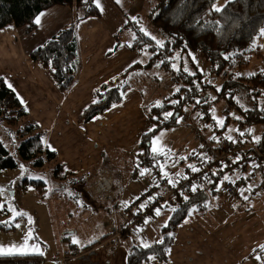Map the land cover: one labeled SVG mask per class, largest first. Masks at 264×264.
I'll list each match as a JSON object with an SVG mask.
<instances>
[{"label":"crops","instance_id":"obj_1","mask_svg":"<svg viewBox=\"0 0 264 264\" xmlns=\"http://www.w3.org/2000/svg\"><path fill=\"white\" fill-rule=\"evenodd\" d=\"M133 1L119 0L125 5H130ZM119 2L99 0L101 17H89L77 23L80 64L76 82L69 91L65 93L60 91L48 70L32 61L29 54L76 18L78 11L73 8L55 6L43 11L37 17L38 30L31 34L15 27L1 29L0 78L17 95L28 111L30 119L45 132L46 146L56 153L59 163L63 165V171L74 184L83 182V179L95 180L101 176L112 179L116 187L113 194L116 200L114 205L104 201L95 189L91 190L90 184L89 189H85L83 194L90 195L93 205H96L98 200L103 201L106 209L113 213V225H118V228L120 225L122 229H117L123 231L128 217L125 207L132 203L124 200L125 194L130 191V196L133 197V194L135 196L136 190L147 188L151 180L148 174L143 175L141 181L133 178L136 174L134 155L140 151L137 150L140 149L138 147L142 136L155 128L150 116L152 109L150 110L149 104L156 92L153 91L146 96L142 92L143 88L136 85L143 86L147 83L143 84L144 80L139 75L141 69L132 70L128 75L130 88L120 103L86 123L79 122L82 111L94 101V91L97 88L145 61L138 52L130 50L129 45L133 38L130 35L124 38L126 30L121 33L118 40L115 38L132 15L130 11L125 12L119 6ZM95 4L97 5V0ZM180 115L175 116L178 118L176 125ZM211 118L215 120L212 114ZM216 123L218 124L217 121ZM242 131L243 128L239 126L233 133L240 134ZM190 150L181 146L179 158L171 155L168 150L164 153L152 151V156H164V158L159 162H151L150 173L153 169H158L168 178L172 177L167 174L168 166L174 163V159L179 161L182 157L186 158ZM188 168L187 166L176 168L174 176L183 175ZM110 171H113L114 176ZM251 185L249 184L243 189L242 194L240 193L245 197L239 194L238 198L231 199L224 192L219 195L215 193L217 197L212 196L206 211L196 213L191 222L186 220L178 228L168 252V262L165 264H261L262 256L256 249L264 247V233L255 236L243 252L232 254L230 251L233 245L237 244V241L229 236V228L233 222L230 215L234 209L233 204L240 199L250 203L256 198L257 201L253 203L256 207L252 209L254 213L248 216L264 214V194L251 193L249 190L254 188ZM167 203L169 202L159 205L157 210H161V213L158 217L161 218L166 213L171 215L173 206ZM156 213L157 211L149 218H154ZM153 222L152 219L148 223L143 222V228L139 230L136 238L152 235ZM239 225L237 222L234 227ZM129 234L125 233L119 237L107 235V239L91 244L86 252L72 258L67 256L65 259L73 260L90 256L91 263L104 264L107 258L112 260L111 264H126L130 246L126 248L121 246ZM147 264L164 263L151 260Z\"/></svg>","mask_w":264,"mask_h":264},{"label":"trees","instance_id":"obj_2","mask_svg":"<svg viewBox=\"0 0 264 264\" xmlns=\"http://www.w3.org/2000/svg\"><path fill=\"white\" fill-rule=\"evenodd\" d=\"M151 1L153 5L146 17L166 39L161 46H158L154 39L140 30H135L136 34L129 45L130 50L139 52L147 49L151 54L150 58L97 88L94 91V101L82 111L79 122L86 123L120 103L130 88L128 75L132 70L141 69L143 72L159 67L169 71L172 69V58L177 52H199L213 72L220 75L229 71V75L218 88H215L210 84L201 85L203 75L195 65H192L191 72L186 70L176 72L178 89L175 90L174 100L152 108L150 116L155 123V128L142 136L139 143V147L144 148L147 161L159 162L161 158H164V156H152L150 140L164 128L175 126L178 119L175 116L181 114L185 107H193L190 111L192 116L195 112L208 115L214 104V100H209L208 91L213 88L217 93V99L225 100L239 113L235 122L237 127L243 128V131L237 135L238 141L254 143L264 154V74L243 75L253 56L264 57L256 42L262 37L264 31V0H233L220 10L213 9L218 0ZM55 6L76 9L78 15L54 37L30 52L29 57L47 69L57 87L65 93L76 82L79 71L77 23L89 17H101L95 0H0V30L15 27L23 28L28 34L34 33L38 30L36 23L38 15ZM130 26L132 24L128 20L122 31L115 35L116 40ZM169 113L171 115H168ZM225 115L229 118V112ZM29 119V113L17 95L0 78V120L7 124V132L10 136L15 135L20 139L17 149L20 158L36 168H43L57 159L56 153L46 146L45 132L37 123ZM20 122H23L22 126H18ZM208 122L206 126L200 125L199 129L206 130L209 136L212 135L208 142L216 149L220 145L219 137L234 134L226 132L225 127L220 128L215 120L208 118ZM16 125L18 127L14 129ZM254 130L258 132V137L255 141L252 138L249 140L250 136L254 135ZM238 164L239 162H231L218 173L214 171L213 166L208 174L215 179L214 182L200 179L194 188L187 189L179 193L175 199L169 200L167 204L172 205L173 210L167 224L162 228L160 241L146 246H131L127 253L126 264H147L151 260L167 263L168 252L178 228L194 209L198 212L207 210L212 196L215 193L222 194L225 177L230 178ZM17 167L16 159L0 140V173ZM55 171L64 172L63 165L57 163ZM135 177L136 175H133V178ZM27 183L42 191V181L28 180ZM251 184L254 188L249 191L253 194L258 193L256 182ZM247 186L248 184L240 193ZM238 197L239 195L236 198ZM13 230H15L13 223L9 226L0 224L2 232ZM107 238L108 236H105L101 242ZM262 248L256 250L262 256L261 264H264ZM41 262L43 260L35 256H0V264Z\"/></svg>","mask_w":264,"mask_h":264},{"label":"rangeland","instance_id":"obj_3","mask_svg":"<svg viewBox=\"0 0 264 264\" xmlns=\"http://www.w3.org/2000/svg\"><path fill=\"white\" fill-rule=\"evenodd\" d=\"M231 1L233 0H218L213 9L220 10L225 4ZM152 5L151 0H134L130 5L119 2V6L125 12L130 11V14H132L129 17L132 26L124 32V38H127L129 35L133 38L136 34L135 30H140L144 34L147 33L146 36L154 39L158 46L162 45L166 38L151 23L150 19L146 17ZM256 42L260 46V52L264 55V31L262 37L258 38ZM138 53L142 55L144 60H148L151 56L147 49H143ZM172 59V69L169 71L155 67L152 70L139 72V75L144 80L143 84L144 82L147 83L143 86L142 84L136 85L143 88L142 92L146 96H149L153 91L156 92L154 99L150 101V110L152 107L159 106V104L165 101L171 102L174 100L175 90L178 89L176 72L179 70L191 72L192 65H195L203 75L201 85L210 84L215 86V88H218L226 79L223 74L219 75L213 72L199 52H177ZM257 74H264V57L253 56L248 67L244 70L243 75ZM156 79L158 80L156 81ZM208 95L209 100H214V104L209 112L217 122L223 121V125L221 126L218 123V126L220 128L225 127L226 132L233 133L237 129L235 120L239 117V113L234 107H230L225 100L217 99V93L214 88L208 91ZM192 109L193 107H185L179 117L178 125L164 128L150 140L151 152L164 153L165 150H168L171 152V155L178 157L181 153L179 152L181 146L191 149L186 158L182 157V160L179 161L174 159V163L168 166V176H173L176 168L188 166V160L191 154L193 152H200L202 149L196 139V133L189 126L187 117L191 114L190 111ZM227 109L229 110V118L224 114V111ZM193 115L194 117L199 116L197 112L193 113ZM20 125L22 126L23 122L18 124V126ZM18 126L16 125L14 129ZM7 129V124L0 120V140L4 143L9 153L16 159L18 167L0 173V213L2 214L0 215V224L9 226L13 223L15 230L10 232L0 231V250L4 252L0 256L17 255L40 257L43 262L39 264L98 263H91L90 256L73 260L69 258H66V260L65 257L69 256L72 258L75 255L82 254L89 249L84 250V248L101 241L107 235L113 236L120 231L118 229H122L120 225L119 228L118 225H113V213L106 209V204L104 205L103 201L98 200L96 205H93L90 195L83 194L85 189H89L90 186L91 190L95 189V185L101 177L95 180L83 179V182L74 184L65 172L55 171V166L59 163L58 159L46 164L43 168L34 167L28 161L20 158L17 152L20 139L15 135L10 136ZM201 133L206 138L209 137V133L206 130H201ZM257 133L254 130V135L250 136V139L247 137V139L251 140L252 138L255 141L258 137ZM138 148L140 149H136L137 151H144V148ZM123 158L129 162L127 158ZM110 174L114 176L113 171H110ZM28 180L42 181V191L30 183L26 184ZM141 180L142 177L137 179V181ZM143 189L136 190L137 192L135 196L133 194V197L130 196V191H128L129 194H125L124 200H127L126 202L137 201ZM260 195L263 194L260 193ZM114 201L116 200L112 195L109 202L113 203ZM256 201V198L250 201V203L243 199L237 202L234 201V209L230 213L233 222H231L232 224L229 228V236L232 240L237 241V244L231 248L230 251L232 254L243 252L247 244L255 239V236H261L264 233V214L248 216L254 213L252 209L254 206L256 207L253 204ZM158 211L159 214L156 213L154 218L144 219L146 223L151 221V219L154 221L151 224L152 235H148L145 238L142 236L136 238L139 230L143 228L140 225L134 231L130 232L121 247L146 246L160 241L162 228L166 225L170 215L166 213L160 218L158 216L161 210ZM196 213L199 212L194 209L187 218V221L191 222ZM247 219L250 220L245 221ZM237 222L240 225L234 227ZM124 234L125 232L122 235ZM262 249L264 250V247ZM107 255L109 256V253ZM111 261V259L107 260L106 258L104 264H111Z\"/></svg>","mask_w":264,"mask_h":264},{"label":"built area","instance_id":"obj_4","mask_svg":"<svg viewBox=\"0 0 264 264\" xmlns=\"http://www.w3.org/2000/svg\"><path fill=\"white\" fill-rule=\"evenodd\" d=\"M223 75L227 77L229 71H225ZM225 114H228V110L225 111ZM187 118L191 130L196 133V139L202 148L201 151L191 154L187 166L189 168L185 170L183 175L179 177L173 175L170 178L158 169H153L150 173L149 166L151 163L147 161L145 151L137 152L134 155L137 172L134 179L148 174L151 178L150 184L142 190L137 201L129 203L125 207V212L128 213L125 229L116 233L114 237L121 236L123 232L134 231L142 225L144 219L151 217L157 211L161 203L173 200L179 193L194 188L200 179L206 182H214L215 179L208 174L213 166L214 171L218 173L229 166L231 162H239L234 168L232 176L226 179L222 186L223 192L229 198H236L242 188L252 182H256L258 194L260 192L264 194V154L258 145L248 141H238L237 135L239 133H237L219 137L220 145L216 149L208 142L212 135L206 138L199 129L200 125L206 126L209 123L208 118L212 119L211 113L209 112L208 115L199 113L197 117L190 114ZM193 168L196 171H193ZM95 191L104 201L108 202L116 191V187L111 178L101 176L95 185Z\"/></svg>","mask_w":264,"mask_h":264},{"label":"snow or ice","instance_id":"obj_5","mask_svg":"<svg viewBox=\"0 0 264 264\" xmlns=\"http://www.w3.org/2000/svg\"><path fill=\"white\" fill-rule=\"evenodd\" d=\"M118 2H119V0H118ZM97 7H100V5H99V0H97ZM217 10H219V9H217ZM37 23H39V18H37V21H36ZM146 35H147V33H145ZM10 86V85H9ZM11 87V86H10ZM168 115H171L170 113L168 114ZM218 123L222 126L223 125V121L221 120V121H218ZM21 167H23V166H21ZM193 171H196V169L195 168H193ZM225 179H228L227 177H225ZM157 214H159V211L157 210ZM0 254H4V252H3V250H0Z\"/></svg>","mask_w":264,"mask_h":264},{"label":"water","instance_id":"obj_6","mask_svg":"<svg viewBox=\"0 0 264 264\" xmlns=\"http://www.w3.org/2000/svg\"><path fill=\"white\" fill-rule=\"evenodd\" d=\"M177 116V115H176Z\"/></svg>","mask_w":264,"mask_h":264}]
</instances>
